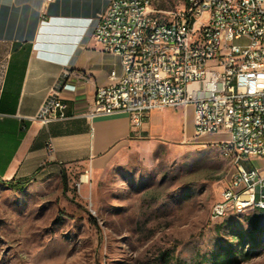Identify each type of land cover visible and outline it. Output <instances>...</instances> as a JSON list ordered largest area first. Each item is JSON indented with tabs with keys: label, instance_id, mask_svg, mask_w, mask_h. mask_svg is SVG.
<instances>
[{
	"label": "rangeland",
	"instance_id": "374dc122",
	"mask_svg": "<svg viewBox=\"0 0 264 264\" xmlns=\"http://www.w3.org/2000/svg\"><path fill=\"white\" fill-rule=\"evenodd\" d=\"M185 1L152 0L151 9L164 21ZM164 124L99 170L0 185V264H217L227 254L264 264V210L211 218L229 160L192 140L178 109Z\"/></svg>",
	"mask_w": 264,
	"mask_h": 264
},
{
	"label": "built area",
	"instance_id": "2783aa9c",
	"mask_svg": "<svg viewBox=\"0 0 264 264\" xmlns=\"http://www.w3.org/2000/svg\"><path fill=\"white\" fill-rule=\"evenodd\" d=\"M151 4L110 0L87 20L84 34L120 57L122 73L110 71L85 116L126 112L136 127L152 110L191 107L190 138L215 143L231 165L211 218L264 210V170L240 164L264 158V0H186L164 21ZM69 75L31 120L45 125L66 117L61 90L76 88Z\"/></svg>",
	"mask_w": 264,
	"mask_h": 264
},
{
	"label": "crops",
	"instance_id": "0c3cea01",
	"mask_svg": "<svg viewBox=\"0 0 264 264\" xmlns=\"http://www.w3.org/2000/svg\"><path fill=\"white\" fill-rule=\"evenodd\" d=\"M109 1L0 0V185L12 190L7 184L17 188L22 181L57 179L75 169L99 170L133 141L166 132L169 108L148 112L136 127L126 112L85 116L96 88L109 83L110 71L122 73L120 57L84 34L87 20ZM65 71L76 87L61 90L66 117L45 125L31 120ZM177 109L190 133L192 108ZM242 161L246 169L264 170L262 157Z\"/></svg>",
	"mask_w": 264,
	"mask_h": 264
},
{
	"label": "trees",
	"instance_id": "16d2710c",
	"mask_svg": "<svg viewBox=\"0 0 264 264\" xmlns=\"http://www.w3.org/2000/svg\"><path fill=\"white\" fill-rule=\"evenodd\" d=\"M63 180V179H62ZM28 181H22L20 183H17V185H15L17 188L12 187V185H8L9 188H11L12 190H20L22 189ZM250 256L249 255H245L243 257V260L248 259ZM217 264H238V260L235 258V256L233 254H227L224 258H222L220 261L217 262Z\"/></svg>",
	"mask_w": 264,
	"mask_h": 264
},
{
	"label": "bare ground",
	"instance_id": "6f19581e",
	"mask_svg": "<svg viewBox=\"0 0 264 264\" xmlns=\"http://www.w3.org/2000/svg\"><path fill=\"white\" fill-rule=\"evenodd\" d=\"M86 181H87V176L86 175H82V177H81V182L82 183H86ZM80 182V183H81Z\"/></svg>",
	"mask_w": 264,
	"mask_h": 264
}]
</instances>
